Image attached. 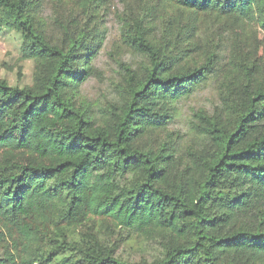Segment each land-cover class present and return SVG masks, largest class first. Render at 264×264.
Listing matches in <instances>:
<instances>
[{
	"label": "trees",
	"instance_id": "1",
	"mask_svg": "<svg viewBox=\"0 0 264 264\" xmlns=\"http://www.w3.org/2000/svg\"><path fill=\"white\" fill-rule=\"evenodd\" d=\"M107 1L0 0L1 30L33 62L26 84L0 78V264H264V0L116 13L141 61L117 63L94 102ZM49 107L73 120L51 133L66 155L18 162L13 143L35 147L29 118Z\"/></svg>",
	"mask_w": 264,
	"mask_h": 264
},
{
	"label": "rangeland",
	"instance_id": "2",
	"mask_svg": "<svg viewBox=\"0 0 264 264\" xmlns=\"http://www.w3.org/2000/svg\"><path fill=\"white\" fill-rule=\"evenodd\" d=\"M138 0H108L104 7L107 11H112L111 16L104 14V25L107 26V38L103 41L100 50V57L97 64L100 66L99 75L91 80L83 91L92 101L96 102L108 95L110 85L117 82L120 78V68L117 63L127 62L133 67L138 66L141 61L139 55L128 49L126 44L122 42L119 32L117 31L118 23L115 14L132 8L135 11L138 8ZM51 8H47L50 12ZM103 25V26H104ZM104 26V27H105ZM258 43L260 50L264 52V33L258 32ZM33 70V62L23 60L18 52V41L15 37L0 27V78H5L10 84L29 82ZM113 86V85H112ZM212 98V91H208L205 96L201 97L203 102ZM70 117H63L54 108H47L37 112L33 117L29 118V128L27 136L29 141L35 142V147L18 148L13 143L16 152V160L24 164L36 165L38 163L56 164L66 152L63 151L51 138V133L60 128L70 127L72 125ZM8 118L4 113H0V134L6 131ZM15 137L19 133V129L13 131ZM118 244L119 252L125 257L138 259L143 246L137 238L124 239L119 236Z\"/></svg>",
	"mask_w": 264,
	"mask_h": 264
}]
</instances>
